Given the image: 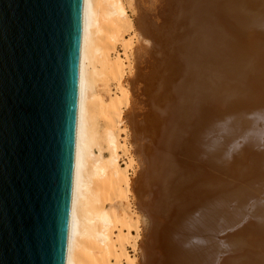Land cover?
I'll return each mask as SVG.
<instances>
[{
    "label": "bare ground",
    "instance_id": "bare-ground-1",
    "mask_svg": "<svg viewBox=\"0 0 264 264\" xmlns=\"http://www.w3.org/2000/svg\"><path fill=\"white\" fill-rule=\"evenodd\" d=\"M142 1L83 0L65 264L137 263L140 222L144 218L140 210L145 206H135L132 199L130 171L135 162L124 113L129 104L125 75L134 70L137 57L132 52L137 48L132 50L133 41L139 33L137 28H143L144 23L139 13ZM181 5V39L167 40L169 47L158 55L160 65L151 66L148 77L160 89L169 88L170 77L179 73V61L188 60L185 84L189 94L176 109L169 128L187 119H192V126L186 135L176 128L172 138L171 134L164 138L163 131L162 140L170 141L176 149L180 144L196 146L197 152L208 155L220 171L232 172L233 178L243 177L248 189L244 190L242 183L216 182L198 175L197 182L192 180L193 186H183L188 188L184 195L187 201L179 206L174 200L181 179L172 173L173 160L169 162L167 154L158 152L149 168L153 177L146 172L160 184L157 200L161 202L155 205V214L164 209L176 211L174 220L159 228L157 236L165 247L167 231L171 230L178 247L173 245L169 253L161 247L163 254L169 255L152 263L169 264L171 257L173 263L180 260L184 264H264V0H183ZM160 143L158 148L165 149ZM230 157L238 166L242 162L246 167L225 166ZM235 254L244 260L233 262Z\"/></svg>",
    "mask_w": 264,
    "mask_h": 264
},
{
    "label": "water",
    "instance_id": "water-1",
    "mask_svg": "<svg viewBox=\"0 0 264 264\" xmlns=\"http://www.w3.org/2000/svg\"><path fill=\"white\" fill-rule=\"evenodd\" d=\"M83 0H0V264H65Z\"/></svg>",
    "mask_w": 264,
    "mask_h": 264
},
{
    "label": "rangeland",
    "instance_id": "rangeland-1",
    "mask_svg": "<svg viewBox=\"0 0 264 264\" xmlns=\"http://www.w3.org/2000/svg\"><path fill=\"white\" fill-rule=\"evenodd\" d=\"M142 2L144 4L142 3L140 5L141 11H139V13L143 17V20H142V22L144 21L143 28L149 31L147 32L146 30H143L142 27L137 28V32H139L137 33V35L139 36L137 37L136 35L135 38L137 39L134 38V41H133L132 50L137 48L135 50L138 52L140 48V51L138 55L135 50L133 52L131 51L134 54L132 55L135 57V59L137 57V59L134 62V68H133L134 70L132 71V73L131 74L127 73L125 75L127 84H129L128 85V88H129V102L128 103L129 104H128V109L124 113L125 115L124 121H125V125H127L126 128H128L127 131H128L129 148L131 151V155H133L134 157V162H135L134 163L135 167H133V169L130 171V178L133 181V187L131 189L133 190L131 191V193H133L132 199H133L135 206L139 207V205H142V204H143V207L145 206L143 209L140 210L141 215L144 218H142L140 222L142 234L140 235V238H139L140 240H139L138 248L136 251V261H137L136 264H153L154 262H157L156 260L158 261L162 260L164 258L163 255L167 254V253L163 254L162 248H164V250L166 248V252L169 253L173 245L175 247H178L177 243L176 242L174 243L172 240V234L170 233L172 232L171 230L169 232L167 231L168 242H166L165 247H163L164 245L162 243V240H160V238L157 236L158 235L157 233L159 232V228L164 229L167 226V224H170L171 221L174 220V217H175L174 214L176 211L174 210L170 212L167 210L165 211L164 209L161 214L160 213L155 214L154 207H156L155 205H158L161 202L160 199L157 200L159 197L158 196L159 194L158 186H160V184H157L156 182H154V180L152 179L153 172L151 173L149 172L152 169H149V168H151L152 165H154L153 160L155 159V155L158 156L157 154L158 152H159V155L167 154L165 156L170 157L169 162L173 160L174 162L173 168L175 169H171L172 173L174 175L177 174L178 178L181 179L180 185L178 186L176 184L175 192H176L177 197H175V200H174V203L175 204L179 203L178 204L179 206L180 205L184 206L186 204L187 199L185 198L186 201L184 200V195H185V189L188 190V188H185V187L193 186L192 180L194 182H197V180L195 179L198 178V175H204L208 180H212L216 182L224 181L225 183H228V184L229 183L230 184L231 183L232 184L242 183L240 185L244 188V190L248 188H246L247 185L243 183V177L239 179L238 177L233 178V175H231L232 172H226V171L222 172V170L220 171L219 170L220 167L218 165L210 162L211 158H209L208 155L204 153L202 155L201 153L199 154L197 152V150L195 149L196 146L189 145L188 147L187 146L184 147L183 144H180L178 146L179 148L176 149V146L171 147L170 141L168 142V141L162 140L166 137L171 136L172 138L173 136H175L176 128H179L180 130H182L183 133L186 132L185 133L186 135L188 132V129H190V127L192 126V122H191L192 119H187L183 123L180 122L181 124L179 125L175 124V126L173 125L174 127H172L171 125V128H169L170 124L173 123V118L175 119L176 109L178 108V106L182 104L183 100L185 99V96L189 94L186 84H185L187 81V77H188L187 76L188 74L186 73V71H188L187 65H186L188 63V60L185 59L187 63H184V58L181 59L180 61L178 60L179 66H180L179 73L177 75H174L173 78L170 77L169 79L168 77V79L171 80L172 82L169 88L166 87V88L160 89L158 87V83L150 82L149 81L150 78L148 77L150 76L149 74L153 70L151 68L154 67V65H157V66L160 65L161 60L159 59L158 55H162L163 52L169 47L168 42L171 40L177 41V39L179 41V39H181V37L179 36L180 37L179 38L178 35L182 36V33L181 34L179 33L183 30L182 28L183 26H180L181 24H183V18H182L183 9L180 10V7L182 6L181 4H183V0H151V2L149 0H143ZM178 12L179 14L182 13L181 14L182 19L180 18ZM178 16L180 19L178 18ZM178 20H181V21H178ZM135 21L137 22V20ZM186 21L188 20L186 19L185 23ZM136 22L135 24H137ZM176 26H179V28ZM170 31H171V35H169L168 37V34ZM172 32H174L175 34H173ZM172 35L174 36L175 39L173 38ZM167 37L168 39H166ZM134 44L135 45L137 44L139 48L137 46L135 47ZM178 44L180 45V43ZM179 45H177V47H179ZM139 55L141 56L138 58ZM166 73L168 72L165 71V74ZM160 74H161L160 78L162 79L163 72ZM180 87H181V91H179ZM158 89L162 91V93L159 94ZM161 94L164 95L163 98L161 97ZM193 94L194 93H192L191 95ZM164 99L166 100L164 101ZM190 99H191V96H190ZM170 130L171 131L173 130L174 132H171ZM163 131L165 132L164 138L162 136ZM168 134L169 135L171 134V135L168 136ZM195 138L196 136L192 137L193 140ZM160 141H162V143H164V145L166 146L165 149L163 148L164 150L158 148L160 147V144H161ZM185 141L186 140H184V142ZM190 142H191V137H190ZM168 143L170 144L168 145ZM182 145L183 147H181ZM150 161L152 162V164H149ZM169 162L166 165L170 167ZM229 162H230V165H229ZM234 162H235L234 157H232L231 161L228 160L227 163L225 161V166H230V167L237 166L239 168H243L244 165L245 167L247 165L242 162L239 163V166L236 164V162H235V165H233ZM146 172L149 173L152 177L150 178V175L147 174ZM142 174H144L145 176H149L150 180L147 179L148 177H145L144 175L142 179L141 177ZM140 179H142V181ZM146 180L148 181L146 182ZM137 185H139L140 187ZM173 186H174V183H173ZM183 186L185 187L183 188ZM164 222L165 224L163 227ZM262 242L264 243V240H262ZM155 247L156 248L158 247L157 250L154 249ZM168 255L169 254H167L166 256ZM243 255H248V253H244ZM250 255L253 256L252 254ZM150 256L152 257V259ZM234 256L235 257L232 259V261L233 262L235 261V263H238L244 260V257H242L241 255H238L237 257V255L235 254ZM169 258H170L169 264H184L180 260H179V263L175 261L173 263L172 258L171 257Z\"/></svg>",
    "mask_w": 264,
    "mask_h": 264
}]
</instances>
